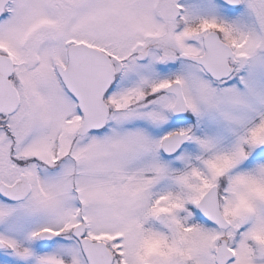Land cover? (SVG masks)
Masks as SVG:
<instances>
[{
	"label": "snow or ice",
	"instance_id": "snow-or-ice-1",
	"mask_svg": "<svg viewBox=\"0 0 264 264\" xmlns=\"http://www.w3.org/2000/svg\"><path fill=\"white\" fill-rule=\"evenodd\" d=\"M0 264H264V0H0Z\"/></svg>",
	"mask_w": 264,
	"mask_h": 264
}]
</instances>
